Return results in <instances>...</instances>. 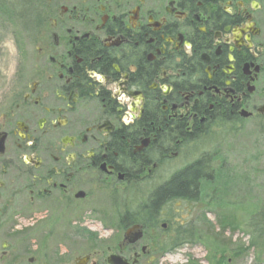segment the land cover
I'll list each match as a JSON object with an SVG mask.
<instances>
[{
    "label": "flooded vegetation",
    "instance_id": "af4514ba",
    "mask_svg": "<svg viewBox=\"0 0 264 264\" xmlns=\"http://www.w3.org/2000/svg\"><path fill=\"white\" fill-rule=\"evenodd\" d=\"M25 18L31 49L0 104V264L16 243L41 248L37 229L66 235L26 264H149L197 241L145 201L203 168L191 149L212 130L264 136V0H25ZM144 183L155 185L146 199L103 227L121 235L79 251L75 226L86 231L97 201Z\"/></svg>",
    "mask_w": 264,
    "mask_h": 264
},
{
    "label": "rangeland",
    "instance_id": "374dc122",
    "mask_svg": "<svg viewBox=\"0 0 264 264\" xmlns=\"http://www.w3.org/2000/svg\"><path fill=\"white\" fill-rule=\"evenodd\" d=\"M25 19V0H0V104L17 89L16 77L21 67L25 65L26 56L31 49L30 41L25 35ZM198 152H203V156L211 160V172L215 178L204 192L207 191L208 194L214 191L215 197H219L218 189L223 194L228 193L227 200L231 203L233 201L234 207L221 208L218 205L208 204V196L203 195V188L199 197L201 199L196 202L175 200L167 203L162 209V214L165 217L180 218L183 222L192 224L197 234L195 236L191 227L194 233L188 234L190 235L188 237L197 241L193 240L195 242L191 245L182 246L163 256L155 255L149 264H264V234L258 237L253 233V228L249 226L252 225L250 216L244 218L246 225L239 219L242 214L241 208L251 211L252 203L258 197L264 198V136L236 134L228 126H221L209 132L203 140L195 144V147L191 149L192 159L197 157ZM154 187L155 185L151 183L130 186L128 191L120 190L114 197L111 196L110 204L109 197L105 199L102 196L97 201L99 215L89 216L88 219L91 222H88L89 227L86 231L80 230L82 226H79V229L75 226L74 233L80 235V239L78 237L79 241L74 239L72 241L75 242L78 250H87L90 243L97 248L114 242L115 238L121 234L115 232L113 228L106 231L103 229L106 224L113 225L115 219L112 211L118 213L125 203L129 205L130 199H134L135 202H137L136 198L140 201L145 200ZM216 199L213 202L217 203ZM228 212L236 219L232 220ZM256 212L253 213V217ZM221 216L223 219L227 218V221L232 220L235 230L225 229L219 242L207 236L203 238L206 226L210 227L212 233L220 232L218 222ZM37 231L39 229L32 230L34 234L31 233V235L36 236L39 244L42 242V247L35 249L33 241L28 244L23 243L21 246L16 243L11 252L9 251L11 257H8L4 264L10 263L14 259L13 254L17 252L27 251L24 264H26V257L49 255L56 242L66 235L64 230H60L51 238L43 239ZM199 231L200 235H198ZM88 232L92 239L90 242L83 241L82 238H86L85 233ZM253 241L259 243L255 248L251 246ZM59 251V248L56 249V253Z\"/></svg>",
    "mask_w": 264,
    "mask_h": 264
},
{
    "label": "trees",
    "instance_id": "16d2710c",
    "mask_svg": "<svg viewBox=\"0 0 264 264\" xmlns=\"http://www.w3.org/2000/svg\"><path fill=\"white\" fill-rule=\"evenodd\" d=\"M25 22V21H24ZM212 165H211V160L206 159L203 156V168L200 166H192L185 170L182 173L177 174L176 176L172 177L168 182L160 185L156 189H154L153 194L149 198V201H145V203L148 205V207H144V212L145 211H150L151 212H158L160 209H163V207L166 205L168 200H171L172 198H182L186 199L187 201H192L196 202L200 200V194H201V188L204 190H207L208 185L212 183V181L215 179L214 176H212ZM201 171H203V176L201 177ZM199 179V180H198ZM203 184V186H202ZM217 193L219 194V197H215L216 192H209L207 194V191L203 193V195L208 196L207 203L208 204H214L218 205L219 207L223 208L224 206H232L234 207V203L232 201L229 202L228 199V193L223 194L222 191L219 189L217 190ZM256 199L252 205L253 208L251 211L249 210H244L241 207V217L239 219L241 220L242 223L245 224V219L248 216H250L249 219H251L252 225H249L250 227L253 228L254 233L258 236L261 237L264 234V198ZM217 201V203L213 202V200ZM213 202V203H212ZM230 203V204H228ZM258 209V210H257ZM257 211V212H256ZM259 211V212H258ZM256 215L253 217V213ZM229 215L231 213L228 212ZM245 216V217H244ZM146 218V216L144 217ZM233 220V215L230 216ZM236 219V218H234ZM232 220L227 221V218L223 219L222 216L219 218V225H220V232L218 233H212L210 232V227L206 226V230L203 232V238L204 237H209L211 239H214L215 242H219L220 236L222 232L225 229H231V231L235 230L233 226ZM238 220V219H237ZM245 221V222H244ZM246 225V224H245ZM192 230L194 231V228L192 227ZM191 228H183L182 230L177 231V235L179 234L181 239L186 238V236H190L188 234H192L195 232V236L197 234L196 231L192 232ZM200 235V231L198 233ZM213 236L214 238L210 237ZM170 240H164L160 245H158V249L161 250L162 252H169L174 249V246L169 243ZM165 247V248H163Z\"/></svg>",
    "mask_w": 264,
    "mask_h": 264
},
{
    "label": "water",
    "instance_id": "95a60500",
    "mask_svg": "<svg viewBox=\"0 0 264 264\" xmlns=\"http://www.w3.org/2000/svg\"><path fill=\"white\" fill-rule=\"evenodd\" d=\"M133 228L138 229L139 226L135 225ZM129 233H130V230L127 231L126 235H128ZM139 235H140V232L134 233L132 238L131 237H127V238L129 241H135L136 239L139 238ZM108 263H110V264H131V263H128V262L122 260L121 257L118 255H112L111 257H109Z\"/></svg>",
    "mask_w": 264,
    "mask_h": 264
},
{
    "label": "bare ground",
    "instance_id": "6f19581e",
    "mask_svg": "<svg viewBox=\"0 0 264 264\" xmlns=\"http://www.w3.org/2000/svg\"><path fill=\"white\" fill-rule=\"evenodd\" d=\"M201 136V135H200Z\"/></svg>",
    "mask_w": 264,
    "mask_h": 264
}]
</instances>
